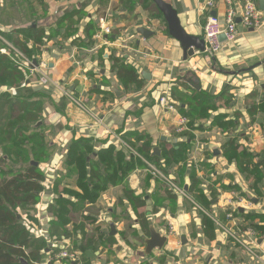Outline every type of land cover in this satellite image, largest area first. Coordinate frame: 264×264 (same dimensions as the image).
I'll return each mask as SVG.
<instances>
[{
  "label": "crops",
  "instance_id": "crops-1",
  "mask_svg": "<svg viewBox=\"0 0 264 264\" xmlns=\"http://www.w3.org/2000/svg\"><path fill=\"white\" fill-rule=\"evenodd\" d=\"M142 1L135 0L132 8H125L120 0H0V50L12 46L28 60L43 62L57 85L40 86L37 75L29 77L23 70L21 88L42 92L54 102L53 107L47 105L45 109L54 149L50 160L42 165L43 186L50 193L43 201V190L35 207L39 234L33 233L37 237L49 238L51 218L47 209L54 202L52 188L61 176L67 146L79 138L91 140L95 151L114 146L140 162L128 150V142L140 146L143 141H137L138 138L147 139L151 145L150 157L156 158L160 165L156 166L174 178L207 212L215 210L219 218H224V200L234 191L251 204L248 210L237 208L233 213L240 229L249 228L255 233L251 225L264 221V169L261 168L262 179L254 189V180H247L235 159L229 160L223 154L227 144L233 142L238 152L253 155L254 163L264 161V114H249L253 104L264 102V17L256 30H245L239 18L236 19L237 39L224 43L215 56L216 66L229 72L222 74L213 70L210 56L205 53L183 61L182 51L168 36L162 16L145 9ZM163 1L176 10L187 34L203 38L208 15L201 10L204 0ZM233 2L239 14L240 4L238 0ZM225 9L224 0H219L216 9L209 13L222 17ZM101 18L111 28L110 34H103L106 44L95 40ZM139 28L152 35L144 38L137 32ZM31 31H39L36 35L42 36L40 51L34 49L29 39ZM21 45L26 51H22ZM0 55L14 66L11 54ZM113 58L135 70L141 80L140 88L123 86L112 70ZM51 59L54 63L49 68ZM245 75L256 82L240 79ZM175 88L189 97L201 92L215 97L226 90L230 100L226 106L217 103V109L208 111V118L197 119L191 126L187 113L192 108L172 97ZM8 89L0 88V93ZM166 90L170 92L167 98L175 112L158 103ZM65 92L80 101L83 109L71 103ZM216 116H223L225 123H231L229 129L223 132L220 127H212ZM183 119L185 122L179 125ZM181 145L188 146L185 160L168 163V151ZM57 147H60L58 154ZM155 148L158 152L152 155ZM141 164V168L129 174L127 186L143 205L135 206L122 197V187L101 193L95 205L85 207L84 215L93 222L82 216L78 222L85 223L87 236L98 230L102 243L94 252L87 249L84 260L77 254V263L63 260L61 264H264V236L255 233L252 246L258 256H249L221 234L192 203L167 190L168 196L164 184L153 179ZM196 196H201L207 206L197 201ZM191 208L195 211L191 212ZM170 226L174 228L172 233ZM151 230L164 238V243L160 249L147 252L145 240ZM85 237L78 233L72 240L80 245ZM55 244L58 247L54 248V254H57L63 244Z\"/></svg>",
  "mask_w": 264,
  "mask_h": 264
},
{
  "label": "trees",
  "instance_id": "trees-1",
  "mask_svg": "<svg viewBox=\"0 0 264 264\" xmlns=\"http://www.w3.org/2000/svg\"><path fill=\"white\" fill-rule=\"evenodd\" d=\"M134 1L120 0L125 8H132ZM142 4L145 9L155 10L157 16H160L150 0H143ZM38 32L31 31L29 39L33 42L34 49L40 51L43 39L41 35H36ZM15 45L19 47L18 44ZM21 47L22 51H26L23 45ZM112 64V70L116 71L117 78L125 88L131 85L141 87V80L132 67L126 66L118 58H113ZM23 80V71L0 55V88H14L16 92L15 95L10 92L0 93V264H22L21 261L40 264L47 253H54L55 243L63 244L60 246L79 254L84 260V252L87 249L94 252L102 243V235L94 230L93 234L87 236L85 223L78 222V218L82 216L93 222L91 217L84 215L85 207L95 205L100 194L113 187H122V197L133 202V205H143L140 198L135 197L127 186L129 174L136 168H141L142 164L135 157L117 151L114 146L95 151L91 140H72L66 148L61 176L52 188L54 202L47 209L51 218L49 238L37 237L32 230L36 229L39 222L35 207L44 190L45 175L42 165L50 160L54 149L50 141L52 130L47 124L45 109L47 105L53 107L54 102L42 92L21 88ZM226 93L224 90L211 97L201 92L189 97L175 88L172 97L181 102V105L192 108L187 113L192 126L195 120L208 118V111L217 109V103L221 102L226 106L230 100ZM250 108V116L264 114V102L253 104ZM223 119V116H216L212 127H220L225 132L231 123H225ZM141 140L143 142L140 146L131 142L128 145L137 154L160 166L156 163V158L150 157L149 141L144 138H138L137 141ZM187 147L181 145L177 150L170 149L167 153L168 163L184 161ZM223 154L229 160L235 159L247 180H254L256 189L255 185L262 179L261 168L264 169V161L254 163L253 155L238 152V147L233 142L227 144ZM163 188L169 196L170 193L164 186ZM195 198L207 206L201 196ZM248 218L254 220L252 216ZM142 226L145 227V224L142 223ZM251 227L258 237L264 236V221L260 224L253 223ZM78 233L86 236L80 245H77L75 239L72 240Z\"/></svg>",
  "mask_w": 264,
  "mask_h": 264
},
{
  "label": "built area",
  "instance_id": "built-area-1",
  "mask_svg": "<svg viewBox=\"0 0 264 264\" xmlns=\"http://www.w3.org/2000/svg\"><path fill=\"white\" fill-rule=\"evenodd\" d=\"M219 0H204V4L202 6V11L208 13L205 25L203 27V39L205 44L204 53L208 56H217L223 47L224 43H232L237 39L238 36V26L236 23V19L239 18L240 25L245 30H256L260 26V21L264 17L263 11H261L258 6L256 0H238L241 10L239 14L234 8L233 0H224L226 9L222 15L219 17L215 14V16H211L209 12L216 9L218 6ZM106 20L104 18L100 19L101 29L96 34L95 40L103 41V34H110L111 28L106 25ZM219 36L224 37V41H219ZM107 42L103 41V44ZM9 50L1 49L0 53L4 55L11 54L12 61L14 66L19 70H25L29 73L30 76L37 75L38 81L37 84L43 87H48L49 85L57 86L49 77L47 73L46 64L43 62H33L32 60H28L25 56L16 48L12 46H8ZM25 85L23 84L22 87ZM3 92H10L12 95H15V89H8ZM2 93V92H1ZM169 91L166 90L162 93L160 98L158 99V103L162 108L170 112H175L174 106L168 101ZM64 96L67 99L79 106L83 107L80 101L76 100L72 94L64 93ZM83 109V108H82ZM185 120H180L179 125H182ZM128 149V147H126ZM134 156L139 158L141 162L146 167L147 173L153 178L157 179L164 184L167 190L174 196L179 199L187 200L200 212L202 215L209 220H211L217 230L221 234H223L228 240L233 242V244L243 248L249 256L257 258L258 254H256L255 248L252 246L255 243V233L251 229H247L246 231H242L240 229V225L236 221L233 216V213L237 208H243L244 210H248L251 207V204L248 200L239 196L236 192L231 191L228 193V197L224 200L225 203V214L224 218L213 217L211 213L207 212L201 206L196 204L191 196L188 194L186 190L181 188L177 182L171 176L167 175L162 169L158 168L151 162L143 159L139 154L134 152L131 148L128 149ZM224 208V207H223ZM226 208H230L229 211H226ZM170 233H172L174 228L170 226ZM58 245L54 244L53 248H57ZM48 258L46 261L40 264H48L54 261L56 264H61L63 260H66L69 263H77L79 261L78 255L71 250H67L66 247H61L57 254L47 253Z\"/></svg>",
  "mask_w": 264,
  "mask_h": 264
},
{
  "label": "water",
  "instance_id": "water-1",
  "mask_svg": "<svg viewBox=\"0 0 264 264\" xmlns=\"http://www.w3.org/2000/svg\"><path fill=\"white\" fill-rule=\"evenodd\" d=\"M152 4L155 6L156 10L159 12V14L162 16L164 22L166 23L167 33L168 36L174 40L180 47L182 51V60L185 61L188 58H194L195 56L201 55L204 53L205 50V44L203 38L192 36L186 33V31L182 28L177 12L173 7L166 3L163 0H151ZM258 7L261 11H264V0H258ZM211 16H215V14L212 12ZM137 32L142 35L144 38H147V36L152 35V32H149L148 30L144 28H139ZM219 41L223 42L224 37L219 36ZM209 62L213 64V70H216L217 72H220L222 74H229V72L218 68L216 66L217 61L214 56H211L209 58ZM54 63V60L51 59L48 61V67L51 68ZM145 74L143 75V77ZM158 152V149L155 148L152 152V155H156ZM113 233V228H112ZM146 243V251L151 252L152 249L157 248L160 249L163 246L164 238H161L154 230L150 231V236L145 240ZM261 241H258V244H260ZM88 254V252H87ZM22 264H27L24 261H21Z\"/></svg>",
  "mask_w": 264,
  "mask_h": 264
},
{
  "label": "rangeland",
  "instance_id": "rangeland-1",
  "mask_svg": "<svg viewBox=\"0 0 264 264\" xmlns=\"http://www.w3.org/2000/svg\"><path fill=\"white\" fill-rule=\"evenodd\" d=\"M256 78H259V77H256ZM240 79H251L250 81H252L253 83L256 82L249 75H245L243 77H240ZM249 85H251V84H249ZM59 150H60V147H57V150L55 148L56 154L59 153ZM49 191H50L49 188L45 187V189H44V195L42 196L41 200H43V201L45 200V195H47L48 193H50ZM51 198H53V197L51 196ZM51 202L52 201L50 199V202L49 203H51ZM38 211H39V209H38ZM190 211L193 212V211H195V209L194 208L193 209L191 208ZM211 214H212L213 217H217L218 216V214L216 213L215 210H211ZM36 216H37V211H36ZM32 232H34L35 234H39V230L38 229L32 230ZM40 232H41V228H40Z\"/></svg>",
  "mask_w": 264,
  "mask_h": 264
}]
</instances>
